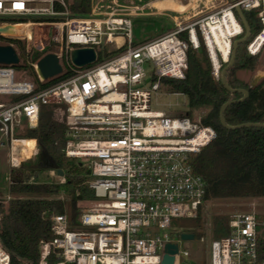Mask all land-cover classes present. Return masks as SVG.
<instances>
[{
	"label": "built area",
	"instance_id": "1",
	"mask_svg": "<svg viewBox=\"0 0 264 264\" xmlns=\"http://www.w3.org/2000/svg\"><path fill=\"white\" fill-rule=\"evenodd\" d=\"M72 1L0 0V26H19L0 31V43L15 48L19 65L35 68L40 57L54 52L62 73L73 71L38 87L34 79H16V66L0 64V95L9 97L0 101V134L10 139L11 165L21 164L22 151L13 148L16 127L24 119L29 128L36 127L42 106L50 105L51 116L67 125L65 155L88 160L89 185L96 196L75 226L67 213L50 216L52 237L40 240L38 264H49L51 255L53 264H162L165 244L178 243L173 237L174 219L195 217L205 201L207 183L194 170L191 157L217 132L200 119L152 109V92L165 90L164 77L185 78L188 52L202 44L213 76L221 78L234 39L244 34L236 7L255 12L259 19L260 29L246 45L251 55L259 54L264 49V0H228L136 44L123 8L97 11L92 0L90 13L80 15L71 11ZM77 47H93L96 61L74 66L70 53ZM37 52L42 54L33 62ZM258 224L254 212L232 213L230 233L210 243V264H264L258 255ZM178 248L172 264L190 256L179 243ZM0 264H11L1 241ZM17 264L33 263L19 258Z\"/></svg>",
	"mask_w": 264,
	"mask_h": 264
},
{
	"label": "trees",
	"instance_id": "2",
	"mask_svg": "<svg viewBox=\"0 0 264 264\" xmlns=\"http://www.w3.org/2000/svg\"><path fill=\"white\" fill-rule=\"evenodd\" d=\"M70 9L75 14L86 15L92 9V0H73ZM243 13L253 37L260 29L259 19L251 10H243ZM247 43L238 45L236 60L226 74L230 87L248 90L247 97L242 101H238L243 96L242 92H231L221 78L215 79L203 44L197 50H189L185 78L162 79L166 91L181 92L187 96L190 108L205 107L207 111L201 117V122L214 127L217 132L216 138L209 145L191 157L194 170L202 174L207 183L205 200L264 197V126L229 129L220 119L221 106L228 100H237L224 111L227 124L264 123V77L252 84L237 75L239 70L254 71L262 52L251 55L246 49ZM41 54L35 53L32 61L35 62ZM27 67L38 87L51 85L73 73L67 71L40 81L33 65ZM51 111L50 105L42 106L38 125L34 128L26 127V131L18 135L22 138H36L38 151L11 170L8 190L14 197L9 199L7 207L0 205V241L11 255V264H17L19 258L38 264L40 240L52 237L50 216L53 213H67L72 224L77 225L80 202L96 200L94 190L89 185L92 178L90 168L83 161L65 155L67 125L54 119ZM184 115H191V111L179 114ZM59 169L64 172L65 178L61 183L33 180L35 173L50 170L58 172ZM61 192L68 196V202L61 198H45ZM201 207L196 217L198 221L201 218ZM257 218L258 255L264 259V214H257ZM229 219L228 215L213 217L212 234L215 238L230 233ZM196 237L197 234L194 235ZM54 261L51 255L49 264Z\"/></svg>",
	"mask_w": 264,
	"mask_h": 264
},
{
	"label": "rangeland",
	"instance_id": "3",
	"mask_svg": "<svg viewBox=\"0 0 264 264\" xmlns=\"http://www.w3.org/2000/svg\"><path fill=\"white\" fill-rule=\"evenodd\" d=\"M228 0H93V5L97 11H110L112 8H123L131 19L132 37L134 43H141L147 40L155 39L169 30H171L175 22L186 23L195 17L216 9L224 5ZM241 37V36H240ZM28 64L17 65L16 79H24L28 77L33 79ZM146 70L151 71L149 64H145ZM244 71V70H242ZM241 71V72H242ZM260 72L264 74V49L259 55V60L254 70V74ZM243 74V73H242ZM261 80V79H260ZM150 85V82L148 86ZM15 98L16 96H10ZM9 100L8 96L0 95V101ZM151 108L161 110L167 116H179L180 113L191 111L189 115L192 119H200L204 116L207 109L205 107L190 108L188 98L181 92H168L160 90L152 92ZM57 115L55 114L54 117ZM26 121L16 127L13 148L20 149L19 155L21 162L33 157L37 152L32 153L35 147L33 139H25L18 137L26 131ZM38 151V146L36 147ZM81 160L88 167V160L85 158H75ZM14 167L11 165V145L10 139L0 134V202L1 205L7 207L10 198L14 197L9 192V184L11 183L10 173ZM17 168V167H15ZM89 168V167H88ZM34 174V172H32ZM36 175L33 180L42 182L64 181V176L59 175L55 170L42 171ZM33 197L32 195H26ZM25 197V196H23ZM45 198H61L69 201L68 196L61 192L56 195H48ZM96 200L80 202V214L85 208L93 206ZM254 212L258 215L264 214V197H248V198H217L205 200L201 207L200 221L195 217H181L174 219L173 237L178 241L180 250H189L190 256L182 257L181 264H210V243L213 239H217L212 234L213 217L216 215L230 216L235 212ZM1 216V215H0ZM75 226V225H74ZM191 232L197 234L193 239H182L178 232ZM203 236L204 241H200L199 237ZM200 262V263H199Z\"/></svg>",
	"mask_w": 264,
	"mask_h": 264
},
{
	"label": "water",
	"instance_id": "4",
	"mask_svg": "<svg viewBox=\"0 0 264 264\" xmlns=\"http://www.w3.org/2000/svg\"><path fill=\"white\" fill-rule=\"evenodd\" d=\"M232 1H234V0H232ZM235 10H236V13H237L238 17L240 18L243 26H244V35L234 39L233 44H232V52H231L230 60L225 66H223V68L221 70V80L224 83V85L226 86V88L228 90H230L231 92H235V91L242 92L243 96L240 99H238V101H242L247 97L248 90L245 88L234 89V88L230 87V85L228 84L227 79H226V74H227V70L234 64V62L236 60L238 45L243 43V42H246L250 39L251 28H250V25L248 24V21H247L245 15L243 13V10L240 7H236ZM3 28L4 27L0 26V31H4ZM6 31H12V30H6ZM70 55H71L70 56L71 61L74 64V66L79 67V68L85 67V66L92 64L93 62L96 61V51L93 47H77V48H74L71 50ZM19 61H20V58H19L15 48L11 44L0 43V64L17 66V65H19ZM35 71L37 73V76L43 81L49 80L51 78H54V77L60 75L62 73V65L60 64L58 55L54 52H49V53H46L45 55H43L42 57H40L38 59V61L36 62ZM253 84H255V83H253ZM236 101L237 100H228L221 106L220 119H221L222 124L226 128L235 129V128H241L244 126H264V123H259V122H245V123H241L238 125L227 124V122L225 120V116H224V111L228 105H230ZM57 173L61 176L64 175V172L61 169H59ZM0 205H1V202H0ZM0 228H1V223H0ZM180 237L182 239H193L194 233L182 232L180 234ZM178 250H179L178 243L167 242L165 244V250H164V254H163L161 263L162 264H172L173 260H174V254H176L178 252Z\"/></svg>",
	"mask_w": 264,
	"mask_h": 264
},
{
	"label": "crops",
	"instance_id": "5",
	"mask_svg": "<svg viewBox=\"0 0 264 264\" xmlns=\"http://www.w3.org/2000/svg\"><path fill=\"white\" fill-rule=\"evenodd\" d=\"M239 70L237 75L239 78L247 81V82H250V83H257L258 81H260V79H262L264 77V74H261L260 72H256L254 74V71H249V70ZM243 73V74H242ZM25 139H34L35 141V147L36 148L38 146V141L36 138H25Z\"/></svg>",
	"mask_w": 264,
	"mask_h": 264
},
{
	"label": "bare ground",
	"instance_id": "6",
	"mask_svg": "<svg viewBox=\"0 0 264 264\" xmlns=\"http://www.w3.org/2000/svg\"><path fill=\"white\" fill-rule=\"evenodd\" d=\"M230 19L232 20V18H230ZM225 25H226V28L228 30H231L232 29V24L230 23V21L227 20V18H225ZM233 25H235V28H238L237 27V24L235 22L233 23ZM18 27L19 26H8V27H4L3 30L4 31H6V30H13V29H17ZM221 31L222 32H225V27L224 26H222ZM216 39H217V42H218L219 46L221 47V49L225 50L224 42L220 39L219 35H217ZM17 139H19V138H17ZM17 139L15 138L14 140L16 141ZM13 143H14V141H13ZM34 146H35V144H34ZM15 150H16V148H15Z\"/></svg>",
	"mask_w": 264,
	"mask_h": 264
}]
</instances>
